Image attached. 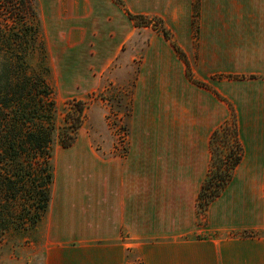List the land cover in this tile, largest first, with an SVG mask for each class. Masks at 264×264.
Returning a JSON list of instances; mask_svg holds the SVG:
<instances>
[{
  "label": "crops",
  "instance_id": "obj_1",
  "mask_svg": "<svg viewBox=\"0 0 264 264\" xmlns=\"http://www.w3.org/2000/svg\"><path fill=\"white\" fill-rule=\"evenodd\" d=\"M120 1L125 9L114 0H56L72 20L69 31L87 34L85 49L91 65L102 72L120 57L128 58L136 33L129 15L140 14L164 21L180 19L182 30L175 31V37L191 61L192 0ZM227 2L202 0V11L225 14ZM260 7V29L253 42L260 64L255 72L262 78L255 82L253 119L240 122L242 160L208 205L204 219L198 215L196 200L211 158L210 137L184 136L182 123L173 136L144 133L145 116L157 105L156 96L166 90L162 79L157 85L151 80L174 64L170 93L177 97L174 101L182 102L188 87L183 62L162 37L155 36L142 54L134 91L140 124L130 138L128 154L123 159H104L89 149L83 153L72 148L57 162L54 183L59 182L52 190L44 223L43 264H264V0ZM217 37L207 39L219 43ZM223 67L220 70L231 71ZM181 107L176 105L174 113L182 116Z\"/></svg>",
  "mask_w": 264,
  "mask_h": 264
},
{
  "label": "rangeland",
  "instance_id": "obj_2",
  "mask_svg": "<svg viewBox=\"0 0 264 264\" xmlns=\"http://www.w3.org/2000/svg\"><path fill=\"white\" fill-rule=\"evenodd\" d=\"M37 1L42 46L28 60L29 68L34 73L44 72L46 75L56 104L54 119L58 131L66 125V113L71 122L77 116L76 106H82L83 109L73 143L62 147L60 134L53 142L54 177L56 168L58 170L57 162L62 160L66 149L75 148L74 151L83 153L89 152V149L104 159H123L128 154L130 138L140 124V118L136 119L134 112V91L139 82L142 54L155 36L162 37L164 44L183 62L181 67L188 87L183 90V101H174L177 97L170 94L173 90L171 83L175 80L174 64L161 70L156 81L151 80L157 85L162 79L161 86H165L166 90L156 96L157 105L150 103L155 106L153 111L149 109L144 118L145 135L173 136L174 128L182 123V135L210 137L223 124L235 122L240 142L238 127L242 125L241 120L253 119L250 112L257 103L255 91L258 88L255 82L262 78L255 72L256 66L260 64H257L253 42L260 29L257 27L260 25L261 0H227L226 13L220 15H204L202 0H192V57L189 62L188 55L180 48L175 37V31L182 30L180 19L168 17L164 21L156 15H131L129 17L134 22L136 33L131 41L133 48L128 50V58L120 57L102 72L100 67L91 65L92 61L87 58V34L79 33L78 30L69 31L72 20L66 10L57 7L56 0ZM115 2L125 9L120 0ZM214 23L215 28L212 26ZM218 30L219 33H214ZM164 32L169 35V40L165 38ZM217 35L219 43L213 42ZM201 36H204L203 40H200ZM207 36L213 40L207 39ZM232 36L235 39L232 40ZM81 40L83 45L80 44ZM172 44L181 50L184 59ZM130 55H134V59L129 60ZM223 66H229L231 71L220 70ZM173 105L182 106V116L174 113ZM188 109L191 114H186ZM63 139L68 138L63 136ZM209 166L210 161L208 170ZM58 182L54 183L53 180L51 193ZM196 210L203 220L205 212L197 206ZM46 216L47 213L35 229L10 231L0 241V264H43Z\"/></svg>",
  "mask_w": 264,
  "mask_h": 264
},
{
  "label": "trees",
  "instance_id": "obj_3",
  "mask_svg": "<svg viewBox=\"0 0 264 264\" xmlns=\"http://www.w3.org/2000/svg\"><path fill=\"white\" fill-rule=\"evenodd\" d=\"M41 46L38 1L0 0V241L10 231L35 229L47 213L54 180L53 142L60 134L61 146H70L83 112L76 106L75 119L69 122L66 113V125L57 130L56 104L46 75L32 72L28 65ZM209 150L210 166L196 205L204 212L242 158L235 122L212 132Z\"/></svg>",
  "mask_w": 264,
  "mask_h": 264
},
{
  "label": "built area",
  "instance_id": "obj_4",
  "mask_svg": "<svg viewBox=\"0 0 264 264\" xmlns=\"http://www.w3.org/2000/svg\"><path fill=\"white\" fill-rule=\"evenodd\" d=\"M133 264H140V263H138V262H135V263H133Z\"/></svg>",
  "mask_w": 264,
  "mask_h": 264
}]
</instances>
